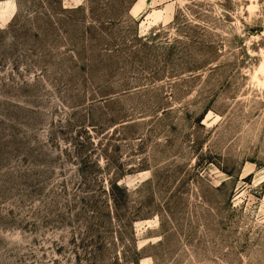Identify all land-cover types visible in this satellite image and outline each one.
Here are the masks:
<instances>
[{
	"label": "rangeland",
	"instance_id": "1",
	"mask_svg": "<svg viewBox=\"0 0 264 264\" xmlns=\"http://www.w3.org/2000/svg\"><path fill=\"white\" fill-rule=\"evenodd\" d=\"M0 264H264V0H0Z\"/></svg>",
	"mask_w": 264,
	"mask_h": 264
}]
</instances>
